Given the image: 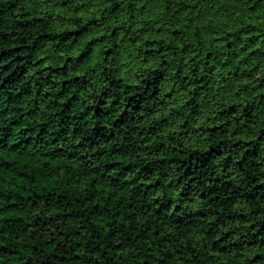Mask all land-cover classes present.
<instances>
[{
  "label": "trees",
  "instance_id": "16d2710c",
  "mask_svg": "<svg viewBox=\"0 0 264 264\" xmlns=\"http://www.w3.org/2000/svg\"><path fill=\"white\" fill-rule=\"evenodd\" d=\"M0 264H264V0H0Z\"/></svg>",
  "mask_w": 264,
  "mask_h": 264
}]
</instances>
